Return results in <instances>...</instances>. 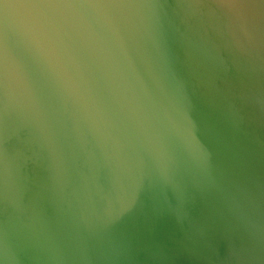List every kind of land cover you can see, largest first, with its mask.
Here are the masks:
<instances>
[{"label":"water","instance_id":"1","mask_svg":"<svg viewBox=\"0 0 264 264\" xmlns=\"http://www.w3.org/2000/svg\"><path fill=\"white\" fill-rule=\"evenodd\" d=\"M0 264H264V0H0Z\"/></svg>","mask_w":264,"mask_h":264}]
</instances>
